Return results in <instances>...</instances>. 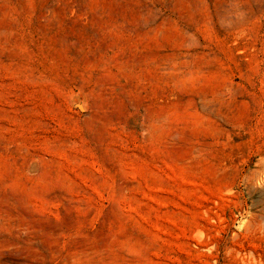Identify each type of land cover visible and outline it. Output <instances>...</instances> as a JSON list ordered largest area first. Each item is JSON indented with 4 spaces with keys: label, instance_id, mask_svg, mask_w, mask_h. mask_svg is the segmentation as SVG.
I'll return each mask as SVG.
<instances>
[{
    "label": "rangeland",
    "instance_id": "374dc122",
    "mask_svg": "<svg viewBox=\"0 0 264 264\" xmlns=\"http://www.w3.org/2000/svg\"><path fill=\"white\" fill-rule=\"evenodd\" d=\"M0 264H264V0H0Z\"/></svg>",
    "mask_w": 264,
    "mask_h": 264
}]
</instances>
